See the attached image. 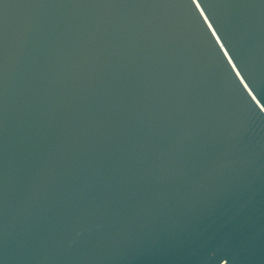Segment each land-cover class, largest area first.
Returning <instances> with one entry per match:
<instances>
[{
    "label": "water",
    "instance_id": "water-1",
    "mask_svg": "<svg viewBox=\"0 0 264 264\" xmlns=\"http://www.w3.org/2000/svg\"><path fill=\"white\" fill-rule=\"evenodd\" d=\"M0 264H264V0H0Z\"/></svg>",
    "mask_w": 264,
    "mask_h": 264
}]
</instances>
